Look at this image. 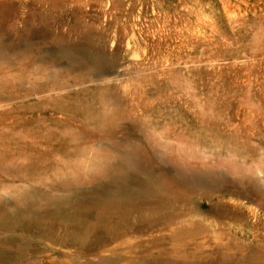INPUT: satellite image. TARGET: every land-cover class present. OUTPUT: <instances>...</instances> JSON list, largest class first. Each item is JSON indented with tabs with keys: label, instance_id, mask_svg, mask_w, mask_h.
<instances>
[{
	"label": "rangeland",
	"instance_id": "1",
	"mask_svg": "<svg viewBox=\"0 0 264 264\" xmlns=\"http://www.w3.org/2000/svg\"><path fill=\"white\" fill-rule=\"evenodd\" d=\"M1 30L65 36L79 49L69 59L84 61L71 76L90 89L109 87L105 108L123 112L117 135L73 138L65 131L78 124L47 101L82 86L31 92L47 66L0 60V205L9 212L0 264H264V205L218 193L230 213L213 214L207 175L215 169L264 187V0H0ZM113 141L146 147L169 172L185 166L200 180L193 184L206 177L190 203H176L182 218L154 229L134 211L130 231L109 240L84 234L81 243L56 221L20 211L27 194L93 186L106 160H117Z\"/></svg>",
	"mask_w": 264,
	"mask_h": 264
},
{
	"label": "bare ground",
	"instance_id": "2",
	"mask_svg": "<svg viewBox=\"0 0 264 264\" xmlns=\"http://www.w3.org/2000/svg\"><path fill=\"white\" fill-rule=\"evenodd\" d=\"M65 40L66 38L63 35L53 36L52 30H23L21 33L16 30H1L0 60L10 62L13 65L26 62L27 64L38 63L47 66L45 70L48 72L46 71L43 81L35 83L30 90L31 92H43L48 89L64 90L72 88L73 85L75 87L82 86L79 91H66L65 95L47 101L48 104L51 103L53 106H57L61 113L67 115L69 119L67 118L65 121L78 124L79 128L77 130L65 131L73 138H92L96 135L100 138H111L117 135L120 124L117 126L114 120L123 112V107L119 105V108H115L112 112L107 110L105 105L108 103V99L106 100L105 95L110 89L109 87L90 89L83 86L81 78L71 76V71L83 68L84 61L77 64L69 59L70 51L79 52V49L76 50V45ZM48 68H50V71ZM90 69L92 68L90 67ZM124 70L125 67L118 72L123 74ZM21 80H18V87L21 86ZM95 104H98L96 109L94 108ZM54 131L52 130V132ZM133 138L126 137L125 140L129 141ZM125 144L126 146L122 148L121 144L113 141L112 147L119 152L117 160L114 164L106 160L107 166L104 174L90 188L80 190L76 189V186H66L64 189L66 194L58 196L27 194L21 200L20 207L22 210L20 211L34 210L37 212L40 222L56 221V224L67 230L65 233L78 241L82 240L84 234L100 235L109 240L119 235L120 230L122 232L130 231L133 228L124 225H129L128 215H132L134 211L137 214L138 221L145 220L149 222V228H154L159 224L174 223L177 219L182 218L183 215L178 213L176 203L179 202L184 206L190 203L193 196L199 193V188L206 183V177H201L202 186L193 184L192 182L200 180L190 177L186 173L187 168L185 166L179 165L177 171L171 170L169 172L165 169L164 164L166 163L163 164L162 161L161 164H158V156L153 153L149 154L146 147L137 148L135 144ZM131 155L134 157H131ZM37 167H42V163L37 162ZM154 171H158L160 173L158 175L161 176H157ZM207 175L214 184V186H211L214 190L213 194H217V200L210 205V212L213 214L225 216L230 213L223 207L222 199L218 193L233 194L252 202H261L264 205V187L258 185L253 179L243 178L245 177L243 176L242 178L229 180L220 177L215 169L209 170ZM131 186H134L135 189H131ZM207 196V198L210 197ZM13 207L11 209L15 213L16 210ZM6 210V206L0 205V226L3 224L5 215L9 214ZM143 211H147V214H144ZM181 211H183L182 208ZM62 215L66 218L61 217L62 219H60ZM113 216H116V224H113ZM65 220L72 221L66 224ZM55 226L53 225V227ZM181 233L184 236H191V232H187L185 229Z\"/></svg>",
	"mask_w": 264,
	"mask_h": 264
}]
</instances>
